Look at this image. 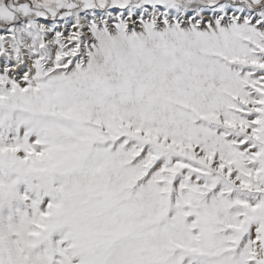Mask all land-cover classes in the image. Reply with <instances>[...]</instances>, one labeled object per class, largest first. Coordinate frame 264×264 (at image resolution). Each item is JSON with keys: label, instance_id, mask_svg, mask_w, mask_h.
Wrapping results in <instances>:
<instances>
[{"label": "snow or ice", "instance_id": "1", "mask_svg": "<svg viewBox=\"0 0 264 264\" xmlns=\"http://www.w3.org/2000/svg\"><path fill=\"white\" fill-rule=\"evenodd\" d=\"M0 264H264V0H0Z\"/></svg>", "mask_w": 264, "mask_h": 264}]
</instances>
